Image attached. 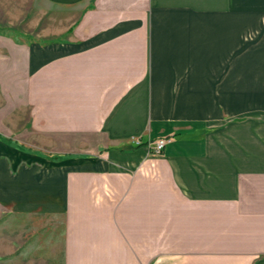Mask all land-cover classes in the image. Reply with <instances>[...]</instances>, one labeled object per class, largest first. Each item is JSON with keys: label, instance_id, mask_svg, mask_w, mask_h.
Instances as JSON below:
<instances>
[{"label": "crops", "instance_id": "obj_1", "mask_svg": "<svg viewBox=\"0 0 264 264\" xmlns=\"http://www.w3.org/2000/svg\"><path fill=\"white\" fill-rule=\"evenodd\" d=\"M77 8L0 34V264H264V0Z\"/></svg>", "mask_w": 264, "mask_h": 264}, {"label": "rangeland", "instance_id": "obj_2", "mask_svg": "<svg viewBox=\"0 0 264 264\" xmlns=\"http://www.w3.org/2000/svg\"><path fill=\"white\" fill-rule=\"evenodd\" d=\"M80 2L81 0H0V34L26 42H52L56 39L55 34L64 32L77 19L81 12L77 8ZM238 14L258 18L253 20L251 26L243 25V30L239 31L238 40L241 43L237 53L243 57L247 45L257 44L262 36L264 10H238ZM238 65L240 70L247 63L242 60ZM241 75L244 76L240 74L238 79L242 78Z\"/></svg>", "mask_w": 264, "mask_h": 264}, {"label": "built area", "instance_id": "obj_3", "mask_svg": "<svg viewBox=\"0 0 264 264\" xmlns=\"http://www.w3.org/2000/svg\"><path fill=\"white\" fill-rule=\"evenodd\" d=\"M165 145H166L165 139H161V140L157 141L155 143V145L153 146V153H155L156 155L161 154V152L165 148Z\"/></svg>", "mask_w": 264, "mask_h": 264}]
</instances>
